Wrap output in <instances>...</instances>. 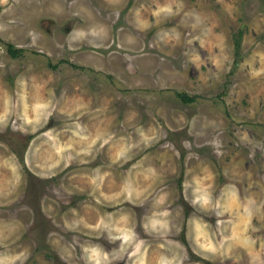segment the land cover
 Segmentation results:
<instances>
[{
    "label": "rangeland",
    "instance_id": "1",
    "mask_svg": "<svg viewBox=\"0 0 264 264\" xmlns=\"http://www.w3.org/2000/svg\"><path fill=\"white\" fill-rule=\"evenodd\" d=\"M0 264H264V0H0Z\"/></svg>",
    "mask_w": 264,
    "mask_h": 264
},
{
    "label": "trees",
    "instance_id": "2",
    "mask_svg": "<svg viewBox=\"0 0 264 264\" xmlns=\"http://www.w3.org/2000/svg\"><path fill=\"white\" fill-rule=\"evenodd\" d=\"M7 50L13 56H16L17 53H18V51L16 49H14L11 44H8ZM180 96H181L182 101H185V102H189V101L193 100V97H190V96H187V95H184V94H180ZM24 147H26V145ZM24 147H23V149H24Z\"/></svg>",
    "mask_w": 264,
    "mask_h": 264
}]
</instances>
